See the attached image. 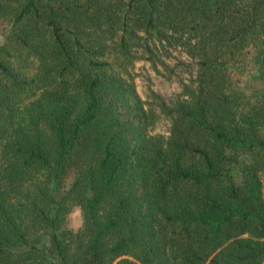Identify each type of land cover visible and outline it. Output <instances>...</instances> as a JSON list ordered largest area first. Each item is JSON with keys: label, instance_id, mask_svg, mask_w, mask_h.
<instances>
[{"label": "trees", "instance_id": "1", "mask_svg": "<svg viewBox=\"0 0 264 264\" xmlns=\"http://www.w3.org/2000/svg\"><path fill=\"white\" fill-rule=\"evenodd\" d=\"M0 33V264H264V0H0ZM170 46L163 134L131 67Z\"/></svg>", "mask_w": 264, "mask_h": 264}, {"label": "rangeland", "instance_id": "2", "mask_svg": "<svg viewBox=\"0 0 264 264\" xmlns=\"http://www.w3.org/2000/svg\"><path fill=\"white\" fill-rule=\"evenodd\" d=\"M160 57L162 61L156 60L155 66L145 58L136 60L131 72L137 91L145 101L146 107H150L155 115L151 131L167 134L170 119L160 112L155 94L170 104L181 93L183 85L191 83L196 73V64L178 46L167 47V52L160 54ZM80 224V210L78 207H73L68 215V225L75 229Z\"/></svg>", "mask_w": 264, "mask_h": 264}]
</instances>
